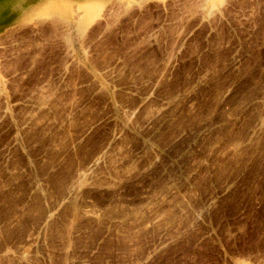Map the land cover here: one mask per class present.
<instances>
[{
  "label": "rangeland",
  "instance_id": "rangeland-1",
  "mask_svg": "<svg viewBox=\"0 0 264 264\" xmlns=\"http://www.w3.org/2000/svg\"><path fill=\"white\" fill-rule=\"evenodd\" d=\"M18 3L0 264H264V0Z\"/></svg>",
  "mask_w": 264,
  "mask_h": 264
},
{
  "label": "crops",
  "instance_id": "crops-1",
  "mask_svg": "<svg viewBox=\"0 0 264 264\" xmlns=\"http://www.w3.org/2000/svg\"><path fill=\"white\" fill-rule=\"evenodd\" d=\"M6 1H8L11 7H15L18 2L23 4L22 14L17 19V21H19V23L24 24L30 21L31 19L37 17L41 13L42 10H46L47 8L46 6H49V4L61 6L63 3L64 4L66 3L68 6H71V5L80 6V5H84L85 3L91 0H78V1H71V0H6ZM102 1L110 2V0H102ZM27 6H31L32 8L28 13L25 10Z\"/></svg>",
  "mask_w": 264,
  "mask_h": 264
}]
</instances>
